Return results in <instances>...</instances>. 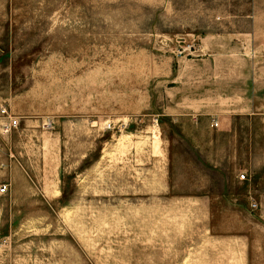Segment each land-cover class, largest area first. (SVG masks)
<instances>
[{"label":"rangeland","instance_id":"rangeland-1","mask_svg":"<svg viewBox=\"0 0 264 264\" xmlns=\"http://www.w3.org/2000/svg\"><path fill=\"white\" fill-rule=\"evenodd\" d=\"M4 186L0 264H264V0H0Z\"/></svg>","mask_w":264,"mask_h":264},{"label":"built area","instance_id":"built-area-1","mask_svg":"<svg viewBox=\"0 0 264 264\" xmlns=\"http://www.w3.org/2000/svg\"><path fill=\"white\" fill-rule=\"evenodd\" d=\"M212 126L217 128L219 125H218V123H213ZM17 127H18V121L17 120H13L10 124L6 125L7 132H10L11 130H13ZM240 177L242 180L246 179L245 175H241ZM7 190H8L7 187L4 186L0 191L2 194H5V193H7ZM256 207H257V205H254V208H256Z\"/></svg>","mask_w":264,"mask_h":264}]
</instances>
